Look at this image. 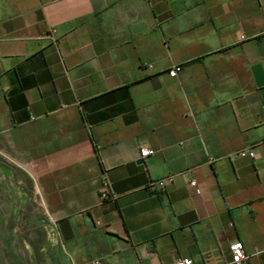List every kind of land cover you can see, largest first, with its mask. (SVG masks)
<instances>
[{
	"label": "crops",
	"instance_id": "1",
	"mask_svg": "<svg viewBox=\"0 0 264 264\" xmlns=\"http://www.w3.org/2000/svg\"><path fill=\"white\" fill-rule=\"evenodd\" d=\"M0 157L32 264H264V0H0Z\"/></svg>",
	"mask_w": 264,
	"mask_h": 264
},
{
	"label": "rangeland",
	"instance_id": "2",
	"mask_svg": "<svg viewBox=\"0 0 264 264\" xmlns=\"http://www.w3.org/2000/svg\"><path fill=\"white\" fill-rule=\"evenodd\" d=\"M8 163L0 157V264H32L30 251L23 244V238L37 235V230L26 229L24 212H13L12 207L21 200L15 197V170L8 169Z\"/></svg>",
	"mask_w": 264,
	"mask_h": 264
},
{
	"label": "built area",
	"instance_id": "3",
	"mask_svg": "<svg viewBox=\"0 0 264 264\" xmlns=\"http://www.w3.org/2000/svg\"><path fill=\"white\" fill-rule=\"evenodd\" d=\"M179 71V67H175L170 70V74L173 76ZM152 149L147 146H142L139 149V159H143V157L151 154ZM239 156H254L253 150H249L248 148L241 149L237 152ZM173 179V174H168L162 178L157 180H150L147 184L146 188L149 192L155 193L157 191H161L164 189L165 185L170 183ZM189 184L198 192V188L196 187L195 182L192 180ZM229 250H230V261L228 264H247V260L249 254L246 252L243 242L239 239L232 240L229 243ZM93 264H96L97 261H92ZM173 264H208L207 260H203L200 263L194 262L190 257H178L175 259Z\"/></svg>",
	"mask_w": 264,
	"mask_h": 264
},
{
	"label": "water",
	"instance_id": "4",
	"mask_svg": "<svg viewBox=\"0 0 264 264\" xmlns=\"http://www.w3.org/2000/svg\"><path fill=\"white\" fill-rule=\"evenodd\" d=\"M138 162H143V159H139Z\"/></svg>",
	"mask_w": 264,
	"mask_h": 264
}]
</instances>
